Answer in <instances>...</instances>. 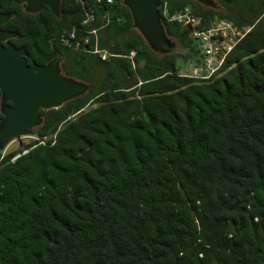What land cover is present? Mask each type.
<instances>
[{
    "label": "trees",
    "instance_id": "16d2710c",
    "mask_svg": "<svg viewBox=\"0 0 264 264\" xmlns=\"http://www.w3.org/2000/svg\"><path fill=\"white\" fill-rule=\"evenodd\" d=\"M214 1L161 0L154 51L123 0H0L27 64L59 57L87 83L40 110L27 152L0 147V264H264V0ZM184 7L249 28L209 79L178 73L199 45L163 9Z\"/></svg>",
    "mask_w": 264,
    "mask_h": 264
},
{
    "label": "water",
    "instance_id": "95a60500",
    "mask_svg": "<svg viewBox=\"0 0 264 264\" xmlns=\"http://www.w3.org/2000/svg\"><path fill=\"white\" fill-rule=\"evenodd\" d=\"M24 3L28 12H37L48 6L58 12L60 0H14ZM212 5L210 0H198ZM129 8L134 27L151 49L163 51L170 46L161 23L159 6L161 0H123ZM9 15L0 11V147L11 140L22 144V138L30 136L34 126L41 122L40 110L62 106L66 101L82 95L87 83L65 75L59 66V57L45 64L26 62V51L16 47L10 39L14 33L2 29Z\"/></svg>",
    "mask_w": 264,
    "mask_h": 264
},
{
    "label": "built area",
    "instance_id": "2783aa9c",
    "mask_svg": "<svg viewBox=\"0 0 264 264\" xmlns=\"http://www.w3.org/2000/svg\"><path fill=\"white\" fill-rule=\"evenodd\" d=\"M163 15L167 20L177 21L182 26L188 28L191 37L198 42L200 52L198 59L188 61L178 70L180 75L196 80H205L215 76L226 62L235 44L249 30V28L238 29L231 21L218 18L211 20L205 26L202 17L194 14L189 7H184L173 14H168L167 10L163 9ZM93 19L94 15L88 12L83 22L87 23ZM95 33L96 30L91 29L88 30L87 34L77 37L76 31L72 29L63 36V41L68 45H73L75 48L87 47L91 51L99 53L102 59H106L110 53L104 49H98L95 44L90 43L89 34L94 37ZM134 54L135 51H130L127 57L132 60ZM27 151L28 149H23L21 153ZM19 155L20 153L16 154L13 159Z\"/></svg>",
    "mask_w": 264,
    "mask_h": 264
},
{
    "label": "rangeland",
    "instance_id": "374dc122",
    "mask_svg": "<svg viewBox=\"0 0 264 264\" xmlns=\"http://www.w3.org/2000/svg\"><path fill=\"white\" fill-rule=\"evenodd\" d=\"M211 4H214V0H210ZM80 80V79H79ZM29 139H31V136H26L22 138V144L20 145L18 141L16 140H11L8 143L5 144V148L7 149H24V143H26Z\"/></svg>",
    "mask_w": 264,
    "mask_h": 264
}]
</instances>
